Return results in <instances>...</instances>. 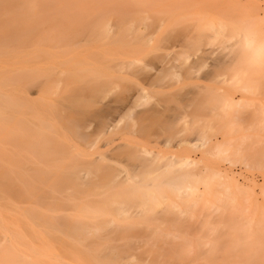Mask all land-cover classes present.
I'll return each instance as SVG.
<instances>
[{"label":"rangeland","instance_id":"rangeland-1","mask_svg":"<svg viewBox=\"0 0 264 264\" xmlns=\"http://www.w3.org/2000/svg\"><path fill=\"white\" fill-rule=\"evenodd\" d=\"M9 1L27 71L8 74L0 166L62 188L14 181L4 223L33 213L48 264H264V0Z\"/></svg>","mask_w":264,"mask_h":264},{"label":"bare ground","instance_id":"bare-ground-1","mask_svg":"<svg viewBox=\"0 0 264 264\" xmlns=\"http://www.w3.org/2000/svg\"><path fill=\"white\" fill-rule=\"evenodd\" d=\"M21 4L24 7H26L25 10H27L28 12H29V10H31L32 8H35V7H40V8L41 7L42 8L48 7V8H52V9L53 8L54 9L60 8V6L55 4V3H50V2L42 3L38 0H25ZM13 7H15V3H11L10 1L8 3V0H0V108H1L0 109V143H1V138L5 139L8 136L7 129L9 127L7 122H5V120H2V118L4 117L2 110L8 109V110L18 111L22 107L21 104L16 102V100H14L13 96L11 97V96L7 95V89H6L7 87H9L10 85H13V84L18 85V83H16L15 81H12L9 78L8 74L11 72L17 73L20 71H23V72L27 71V70H25V67L23 68L18 63L16 55H14V54L10 55L9 54V49L7 48V45L9 44V42L14 38L11 36V34L14 36L13 32L18 31L19 28H23L22 26L20 27L19 25H17V23H21V20L17 19L18 17L15 14V13H17L15 10H17V9H15ZM19 7L20 6L18 5L17 8H19ZM106 28H107V26H105V25L102 28V33L104 35H106V33L108 32V30ZM109 28L110 27H108V29ZM259 38H261V37H259ZM55 39H56V43H60V42H63V40H66V39L68 40L69 37L68 36L67 37L66 36L61 37V35L59 36V34H58L55 37ZM244 39H245V42L247 39L246 43H248V44L249 43L251 44L252 39L254 40L253 37H252V39H249V38H244ZM248 39H249V41H248ZM245 42H244V44L246 46L247 44ZM48 43H50V42L48 41ZM258 44H257V46H259ZM249 46L247 45V47H249ZM244 52H245V50H244ZM5 63L7 65H4ZM71 70L72 69H69V67L58 68L57 73H56L57 78H55L53 80V82H50L45 89H49V90L57 89L58 84L65 83L63 81V76H65V80H67L66 83L68 84L69 83L68 78H70V75L72 73ZM54 72H56V71H54ZM93 72H95V71H93ZM67 84H65V85H67ZM18 88H21V87H18ZM41 90H43L42 85L40 88L36 87V90H35V92H33V94L36 95V94L40 93ZM142 99L145 100L144 97H142ZM71 120L75 121V119H71ZM79 122H77V123H79ZM113 122L114 121L100 120L99 121L100 131L103 134L108 133V131L114 127ZM69 124L71 125V123H69ZM79 126H80V124H79ZM28 135H29L28 137L33 136L31 134H28ZM37 136H39V135H37ZM36 139L39 142L42 141L41 138L36 137ZM42 145L45 146L46 144L43 143ZM42 152H44V151H42ZM46 152L47 153H45V154L49 155L50 152L49 151H46ZM187 164H189V163H187ZM11 172L6 170V169H2L0 166V236H1L0 237V264H48V261L46 259H44L45 256L42 253V251H40V249L39 250L33 249L30 245H28V243L26 241V236L24 234V230H26V229H28L31 232V234L36 238L37 241H39V242L41 241L40 237L38 236V234L36 233V231L34 229V226H39V225H41V223H39L38 218H37V222H36V220L34 219L35 215L33 213H30V212H28V213L24 212L23 213L22 212L21 213L22 217L15 218V223H14L15 227H10L8 225V223H4L5 220L3 221V218H4L3 212H7L12 205H10V203H9L10 196L8 195V190H7V192H5L3 189L13 187L14 181H16V185L18 187H22V189L25 192H28V194H31L35 197H39V193L36 192V187H35V185H33V183L35 181L42 179V181L40 183L46 184V186H48L50 189L52 188V190H56V188L57 189L62 188V186L57 181V180H59V178H56L57 180H55V179H52L49 175H44V177H43V175H41V174L36 175V176H27L26 177L25 175H23L19 172H15L14 174H13V172L12 173ZM77 180H78V177L73 173V179H69V181H72V185L75 187V189L79 188V184L76 182ZM28 189H29V191H28ZM130 199H132V198H128L125 200H130ZM125 200H122V201L120 200L117 202H111V204H116V211H117L118 215H124L126 213L125 209H124L125 208V205H124ZM79 213H80L79 215L82 218L90 217L87 209H84L83 212L79 211ZM28 219H29V222H28ZM46 226L49 229L52 228V230H61V229H58L57 227L53 228L54 225H52V224H47ZM70 230L73 231V233H75L78 236H81L85 232L89 231L88 228H86V227H83V228L80 227L79 228L77 225L72 226ZM91 232H92V230H91ZM79 259H82V258L79 257ZM53 264H55V262H53Z\"/></svg>","mask_w":264,"mask_h":264}]
</instances>
